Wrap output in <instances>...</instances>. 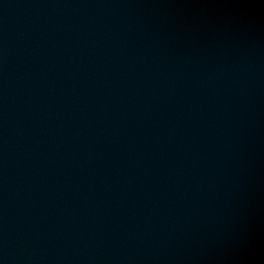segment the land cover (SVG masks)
Returning a JSON list of instances; mask_svg holds the SVG:
<instances>
[{"label": "water", "instance_id": "1", "mask_svg": "<svg viewBox=\"0 0 264 264\" xmlns=\"http://www.w3.org/2000/svg\"><path fill=\"white\" fill-rule=\"evenodd\" d=\"M264 0H0V264H237Z\"/></svg>", "mask_w": 264, "mask_h": 264}]
</instances>
